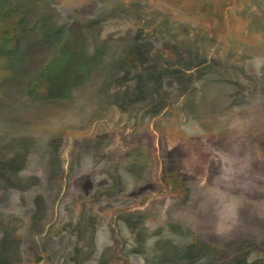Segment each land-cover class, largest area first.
Returning a JSON list of instances; mask_svg holds the SVG:
<instances>
[{
    "label": "rangeland",
    "instance_id": "rangeland-1",
    "mask_svg": "<svg viewBox=\"0 0 264 264\" xmlns=\"http://www.w3.org/2000/svg\"><path fill=\"white\" fill-rule=\"evenodd\" d=\"M0 264H264V0H0Z\"/></svg>",
    "mask_w": 264,
    "mask_h": 264
}]
</instances>
